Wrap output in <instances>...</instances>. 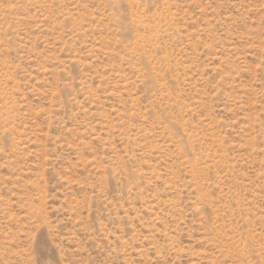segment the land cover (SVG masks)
I'll use <instances>...</instances> for the list:
<instances>
[{"label":"rangeland","instance_id":"obj_1","mask_svg":"<svg viewBox=\"0 0 264 264\" xmlns=\"http://www.w3.org/2000/svg\"><path fill=\"white\" fill-rule=\"evenodd\" d=\"M0 264H264V0H0Z\"/></svg>","mask_w":264,"mask_h":264}]
</instances>
